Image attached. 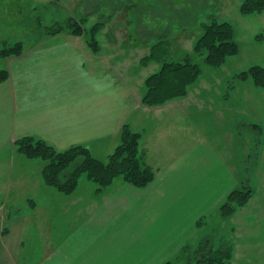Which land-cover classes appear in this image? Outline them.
I'll return each instance as SVG.
<instances>
[{
  "label": "crops",
  "instance_id": "0c3cea01",
  "mask_svg": "<svg viewBox=\"0 0 264 264\" xmlns=\"http://www.w3.org/2000/svg\"><path fill=\"white\" fill-rule=\"evenodd\" d=\"M252 16L259 18L254 37L264 49V12ZM100 38L95 53L86 36L44 37L0 64L9 72L0 83V228H9L0 264H163L199 241L201 228L245 180L255 142L245 132L264 123L252 124L249 107L253 98L263 102L264 89L256 95L254 88L195 86L185 98L145 107V79L159 65L142 68L140 60L155 41L128 54L113 46L120 56L108 59ZM124 124L142 134L143 160L156 172L146 188L118 180L102 197L94 184L91 198L62 196L43 183L42 160L14 149L34 137L59 151L87 146L106 161ZM259 140L254 172L260 173L264 134ZM250 182L259 188V175ZM57 199L66 210L55 212ZM82 204L96 205L82 211ZM29 228L36 231L31 241Z\"/></svg>",
  "mask_w": 264,
  "mask_h": 264
},
{
  "label": "rangeland",
  "instance_id": "374dc122",
  "mask_svg": "<svg viewBox=\"0 0 264 264\" xmlns=\"http://www.w3.org/2000/svg\"><path fill=\"white\" fill-rule=\"evenodd\" d=\"M244 1L0 0V64L9 58L19 56L4 58L1 56L2 50L12 48L17 44L22 45L23 51L35 48L41 45L40 39L49 37L37 34V30L41 33L43 27H51L69 18H87L84 23L87 30L97 22L104 23L105 26L99 36L100 41L104 39L107 43L104 45L105 49L103 48L101 57L105 56L110 59L113 54L120 56L114 52L113 46L118 49L122 47L123 54L148 49L152 45L150 41L153 39L156 43L161 36H169L175 41L176 45L173 48H176L173 54L175 57H180L193 51L195 41L202 33V24L216 18L219 22H229L234 26L236 39L241 49L240 54L229 58L221 68L214 69L203 65L202 76L192 88L195 86V88H254L253 90L258 95L256 90H262V88L256 87L250 78L241 80L236 77L241 72L248 71L251 67L264 62V56H262L264 49L260 47V36L254 37L260 29V21L258 17L241 14L240 7ZM84 36L88 37L87 34ZM124 37L126 39L122 40ZM122 57L126 63H131L128 64L131 68L133 63L130 57L128 58L131 61H128L125 55ZM254 100L256 99L251 100L249 107L252 124L253 121H257L256 119L264 120V100L261 103ZM260 122L253 125L264 129V123ZM14 149L18 148L15 146ZM40 160L37 161L42 162ZM250 166L249 180L252 181L256 175H259L260 186L258 188L250 182L254 195L249 203L236 210L234 216L226 222L221 221L218 211L211 215L206 226L201 228L203 230L198 239L212 234L217 240L223 237L230 240L234 246L233 264H236L234 261L238 264H264V172L262 170L260 173L258 170L254 172L255 165L252 162ZM93 184L87 175L82 176L78 189L72 196L81 197L82 195L86 198H91V195L95 196ZM110 188L100 193L97 189L96 196H104L103 192H107ZM56 203L58 206L55 212L66 210V205L62 201L59 202L57 199ZM92 205L82 204L79 208L86 211ZM6 228L8 224L0 230ZM28 230V239L34 240L36 231L30 228ZM243 258L245 262L241 260ZM183 260V255L176 258L178 262Z\"/></svg>",
  "mask_w": 264,
  "mask_h": 264
},
{
  "label": "trees",
  "instance_id": "16d2710c",
  "mask_svg": "<svg viewBox=\"0 0 264 264\" xmlns=\"http://www.w3.org/2000/svg\"><path fill=\"white\" fill-rule=\"evenodd\" d=\"M240 12L244 16L263 13L264 0H245ZM80 19L69 18L51 27H43L41 33L40 30L36 33L44 36L87 34L89 47L97 53L100 50L98 36L105 25L97 22L87 30L84 25L87 18ZM174 45L175 41L169 36H161L140 60L142 68H147L151 64L159 65V69L145 79L146 91L141 99L145 107H158L172 100L187 97L190 88L202 76L203 65L214 69L221 68L229 58L239 55L241 51L234 26L229 22H219L216 18L202 24V33L195 41L191 53H186L178 59L173 54L176 48H173ZM22 53V45L17 44L2 50L1 56L9 58ZM236 77L241 80L250 78L256 87L264 89L263 66H253ZM8 79L9 72L0 69V83ZM245 133L254 137V150L245 160L244 169L247 174L245 180L227 195L218 209L223 222L230 220L236 210L246 206L254 195L249 180L250 162L254 163L256 159L254 154L259 149V138L264 134V129L254 125ZM142 138L141 133L124 124L120 131V143L106 161L96 159L87 146H72L59 151L51 144L34 137L22 138L15 146L25 157L41 159L44 162L42 181L46 186L54 188L63 196H72L84 175L97 186L99 192L112 187L118 180L139 189L150 185L156 178V172L143 160ZM8 233L9 228L0 230V251L2 239ZM181 255L184 256L181 262L174 259L163 264H233L234 246L227 238L217 240L215 235L210 234L196 243L184 246Z\"/></svg>",
  "mask_w": 264,
  "mask_h": 264
}]
</instances>
